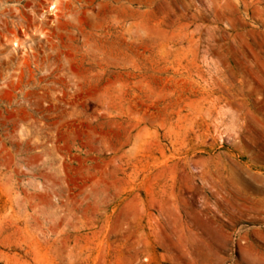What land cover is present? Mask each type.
<instances>
[{
  "label": "rangeland",
  "instance_id": "374dc122",
  "mask_svg": "<svg viewBox=\"0 0 264 264\" xmlns=\"http://www.w3.org/2000/svg\"><path fill=\"white\" fill-rule=\"evenodd\" d=\"M33 8L50 43L3 55L40 61L0 91V264H264V0Z\"/></svg>",
  "mask_w": 264,
  "mask_h": 264
},
{
  "label": "bare ground",
  "instance_id": "6f19581e",
  "mask_svg": "<svg viewBox=\"0 0 264 264\" xmlns=\"http://www.w3.org/2000/svg\"><path fill=\"white\" fill-rule=\"evenodd\" d=\"M25 1L26 0H0V91H2V88H10L11 86H13L14 81L20 78L18 77V73L24 69L26 71L29 68V64H32L33 66L31 69L28 70L32 75L33 87L34 89H36L38 86L36 73L39 68L40 60L37 56V52H32L30 56L27 55V57L21 58H14L9 56L4 57L3 55L7 50L5 45L7 43H10L11 46H13V51H16V47L24 48V42H31L32 40L38 38L40 39V37L44 38L45 43H50L48 41L49 37L47 38L48 33L44 34L42 32L43 29L42 31L40 30V27L35 23V19L26 18V15H24L25 12H23V9L27 6L28 8L30 7L31 14L35 12V8H33L34 0H29L28 5H26ZM10 2H15L16 4L9 6L8 3ZM52 5H54L55 7L54 3H52ZM66 14L67 13L63 15ZM57 16L55 17L57 18ZM8 25L11 26V30L8 29ZM18 29L21 30V34L17 32ZM46 30L49 31V29ZM20 35L22 37H20ZM39 39L38 43L40 44ZM30 50L34 51L36 49L30 48Z\"/></svg>",
  "mask_w": 264,
  "mask_h": 264
}]
</instances>
